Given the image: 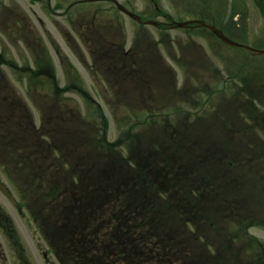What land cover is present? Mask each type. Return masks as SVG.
I'll return each mask as SVG.
<instances>
[{"label": "rangeland", "instance_id": "obj_1", "mask_svg": "<svg viewBox=\"0 0 264 264\" xmlns=\"http://www.w3.org/2000/svg\"><path fill=\"white\" fill-rule=\"evenodd\" d=\"M118 1L133 12L142 13L144 19L166 21L154 13L153 4L148 0ZM230 1L157 0V4L174 20L201 19L220 27L224 34L236 37L240 43L264 49V29L260 31L264 23L254 10L252 0L244 3L251 12L238 18L235 15L237 19L233 20L249 26L244 33L232 28V22L227 27ZM217 13V17L213 16ZM215 37L198 26L162 30L143 25L121 13L110 1L0 0V105L3 100L9 102L5 105L9 111L21 108L13 101L25 104L37 128L36 131L26 126L27 115L22 112L19 117H11L8 131L2 129L6 121L0 119V180L21 203L22 210L19 213L0 193V225L8 226L9 245L6 248L4 244L3 229H0V242L10 256V264H21L16 256L22 255L26 264H64L50 246L52 231L70 233L75 240L81 237L87 247L89 244L100 247L101 240L108 236L104 232L106 214H109L105 208L106 192L114 191L120 192L122 202L130 207L144 203L148 197L155 211L166 203L178 204L183 195L188 197L189 218L177 213L173 216L164 210L166 227L164 232L153 235V239L162 242L165 236L166 246H154L141 253L144 259H150V264H250L251 260L252 264H264V228H240L237 234V226L230 222L239 220L244 212L247 214L242 218L254 222L259 220L257 216L264 218L258 161L251 166V173L239 162V156L250 165L254 158L264 159V88L261 86L264 54L226 45ZM156 40L164 41L158 46L162 60L175 70L171 87L169 71L158 68L155 72L149 71L151 81L147 90L140 81L133 87L121 76H117V82L112 74L104 77L96 73L103 70L96 66V61L92 63L93 49L113 50L117 57L123 45L124 48L132 45V58L141 67L151 57ZM178 52L182 56L181 65H187L185 68L174 63ZM150 67L163 69L158 61H153ZM214 74L218 76L217 81H212ZM227 75L247 81L231 82L225 79ZM198 79L206 83L198 87ZM230 84L233 87H228ZM172 86L179 91L175 93ZM132 88L145 96L139 107L131 103ZM36 89L52 92L50 96H42ZM236 89L249 92L244 99L247 103L243 104L248 115L237 114L230 96L218 99L220 91L228 93ZM239 96L235 105L236 101L244 103L245 95ZM56 100L58 108L53 105ZM34 104L41 105L48 116L44 117V112L40 115ZM75 113L79 116L76 114L73 120ZM72 121L75 131L70 126ZM150 121L152 125L148 124ZM109 142L114 145L109 146ZM109 150L112 152H106ZM118 152L131 161L142 153L139 170L131 171L122 164ZM174 154L181 161L182 171L177 191L169 199L157 196L153 186H135L143 184L146 178L151 180L152 172H159L153 171L155 163L168 164ZM207 158L213 161L204 164L203 159ZM227 160H232L230 165ZM144 171L147 174L140 176ZM228 173L233 175L231 187L248 193L245 208L243 199L235 200L228 208L217 204L234 198L231 193L226 199L216 193H225L228 181L210 195L203 190L199 199L200 190L193 193L194 186H200L198 174L202 175V181L209 178L205 174L220 176L208 180L205 186L209 188L224 184L229 180ZM124 183L127 189L121 187ZM55 185L56 194L51 190ZM198 204L203 209H198ZM76 208L79 213L75 212ZM59 209L67 218L58 217ZM70 209L68 215L65 211ZM227 214L224 219L222 216ZM99 217L101 221L97 222ZM214 220L218 222L212 225L210 222ZM215 228L223 237L215 236ZM120 229V226L115 228L120 239L131 240L132 236H122ZM230 231L236 235L228 237ZM87 234L92 236L87 238ZM254 246L263 254H254L250 249H255ZM66 248V244L60 245L59 256ZM257 255L262 256L261 261L256 259ZM141 259L140 255L128 257L127 264H142Z\"/></svg>", "mask_w": 264, "mask_h": 264}, {"label": "trees", "instance_id": "obj_2", "mask_svg": "<svg viewBox=\"0 0 264 264\" xmlns=\"http://www.w3.org/2000/svg\"><path fill=\"white\" fill-rule=\"evenodd\" d=\"M122 207H124V205H121ZM122 209V208H120ZM123 213L121 212H116L114 213L112 216L109 217V220H112V224L110 227V230L108 232L109 237H112L115 231V228L117 227V225H120V232L122 236H125L127 234L132 235L134 233V222L132 220V214H127V215H121ZM141 235V233H138L137 236L139 237ZM118 245L120 246L121 251H118V253L122 254V255H126L128 252L132 251L131 249H128V242L129 240H122V239H118ZM138 244L135 247V251L139 252L140 250V241L137 239ZM123 242V243H122ZM122 243V244H121ZM113 252V251H112ZM116 253V252H115Z\"/></svg>", "mask_w": 264, "mask_h": 264}, {"label": "water", "instance_id": "obj_3", "mask_svg": "<svg viewBox=\"0 0 264 264\" xmlns=\"http://www.w3.org/2000/svg\"><path fill=\"white\" fill-rule=\"evenodd\" d=\"M118 7L120 9H122L123 11L127 12L129 15H131L134 18H138L137 16H135L134 14L126 11L121 5H118ZM210 29H212L218 36H220L222 39L228 41V39L226 37H224L220 32H218L213 26H208ZM259 52H264V50H260ZM0 189L2 190L3 193H5L6 195H8L6 189L4 188L3 184L0 183ZM9 196V195H8ZM9 198L12 200V198L9 196Z\"/></svg>", "mask_w": 264, "mask_h": 264}, {"label": "flooded vegetation", "instance_id": "obj_4", "mask_svg": "<svg viewBox=\"0 0 264 264\" xmlns=\"http://www.w3.org/2000/svg\"><path fill=\"white\" fill-rule=\"evenodd\" d=\"M3 229L5 230V228ZM18 259H21V257L18 256ZM0 264H10L9 258L3 253V251H0Z\"/></svg>", "mask_w": 264, "mask_h": 264}]
</instances>
